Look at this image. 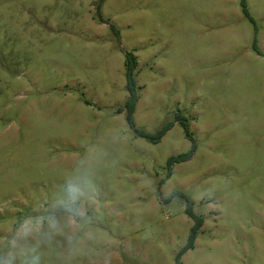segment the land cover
<instances>
[{"label": "rangeland", "instance_id": "obj_1", "mask_svg": "<svg viewBox=\"0 0 264 264\" xmlns=\"http://www.w3.org/2000/svg\"><path fill=\"white\" fill-rule=\"evenodd\" d=\"M0 264H264V0H0Z\"/></svg>", "mask_w": 264, "mask_h": 264}, {"label": "trees", "instance_id": "obj_2", "mask_svg": "<svg viewBox=\"0 0 264 264\" xmlns=\"http://www.w3.org/2000/svg\"><path fill=\"white\" fill-rule=\"evenodd\" d=\"M136 63H137V60H136L135 55L133 53H130V52L127 53L126 64H127V68H128L127 74H128V88L130 91V96L127 100L126 105H127L128 110H129L128 118H129V121L132 123H133V113H134V110H135V107H136V104L138 101V92H137L136 83L134 80V70L136 67ZM184 125L188 126L186 121L184 122ZM172 126H173L172 123H168V124L164 125L162 127V129L155 136H152V135L146 133L145 131H141L140 133L142 135H145V136H150V137H152L153 140L158 141ZM194 150L195 149L193 148V150L188 152V153L180 154L177 156H172L169 159V165H172L176 161H181V160H185V159L190 158L192 156ZM187 211L195 219V224H194L193 229H192L190 241H189L188 245L186 246L185 250L194 246V242H195L197 233L200 230V228L203 226V223H204V218L201 215L195 214L191 205L188 206Z\"/></svg>", "mask_w": 264, "mask_h": 264}]
</instances>
